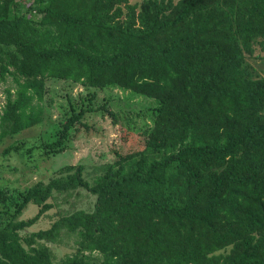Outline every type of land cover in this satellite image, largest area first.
Masks as SVG:
<instances>
[{
  "label": "trees",
  "instance_id": "obj_1",
  "mask_svg": "<svg viewBox=\"0 0 264 264\" xmlns=\"http://www.w3.org/2000/svg\"><path fill=\"white\" fill-rule=\"evenodd\" d=\"M15 5L0 0V81L15 87L0 142L43 122L48 79L156 106L144 148L115 152L94 182L78 165L0 189V264H56L23 242L63 229L99 264H264V78L246 62L264 53V0H33L12 16ZM88 112L66 121L58 143ZM78 189L96 197L92 211L22 237L57 194ZM29 205L37 214L19 219ZM57 264L96 263L80 253Z\"/></svg>",
  "mask_w": 264,
  "mask_h": 264
},
{
  "label": "rangeland",
  "instance_id": "obj_2",
  "mask_svg": "<svg viewBox=\"0 0 264 264\" xmlns=\"http://www.w3.org/2000/svg\"><path fill=\"white\" fill-rule=\"evenodd\" d=\"M32 1L15 0L16 5L11 10L12 16L24 14L25 8ZM128 1L130 4H140L143 0ZM172 1L176 3L179 0ZM246 62L264 78V53L260 52L258 47L254 57H247ZM14 89L10 77H7L6 82L0 81V117L5 105L6 91L13 92ZM41 105L44 116L40 125L0 142L1 190L25 191L38 182H48L66 166L82 165L85 178L94 182L106 166L116 160L115 152L126 155L144 148L147 132L154 120L152 110L156 106L153 100L120 88H90L58 79L46 80ZM87 109L91 112L71 126L67 137L58 143L66 121L81 110ZM55 148L62 150L53 153ZM95 198L83 189L57 194L54 208L42 215L31 228L21 232L22 237L49 230L61 216L78 210L92 211ZM37 211L36 206L29 205L19 219H30ZM23 243L31 248L47 247L56 264L80 253L96 264L103 260L98 251H81L78 235L64 229L53 239L41 238L37 242Z\"/></svg>",
  "mask_w": 264,
  "mask_h": 264
}]
</instances>
